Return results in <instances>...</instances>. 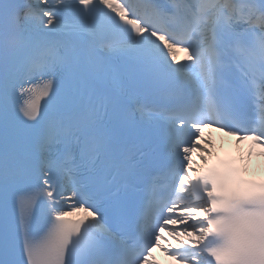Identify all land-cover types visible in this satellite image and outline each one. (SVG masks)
Returning a JSON list of instances; mask_svg holds the SVG:
<instances>
[{
	"label": "snow or ice",
	"instance_id": "6c2138e0",
	"mask_svg": "<svg viewBox=\"0 0 264 264\" xmlns=\"http://www.w3.org/2000/svg\"><path fill=\"white\" fill-rule=\"evenodd\" d=\"M257 148L264 0H0V264H264Z\"/></svg>",
	"mask_w": 264,
	"mask_h": 264
},
{
	"label": "bare ground",
	"instance_id": "6f19581e",
	"mask_svg": "<svg viewBox=\"0 0 264 264\" xmlns=\"http://www.w3.org/2000/svg\"><path fill=\"white\" fill-rule=\"evenodd\" d=\"M212 136H213L214 139H216L217 142L220 141V139H218L216 136H214V135H212ZM248 144L249 143L247 141H245L240 146H247ZM249 171H251V172H255V171L263 172L264 171V160H263V162H260L259 168H257V159H256V163L255 164L250 163Z\"/></svg>",
	"mask_w": 264,
	"mask_h": 264
}]
</instances>
